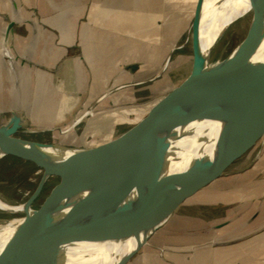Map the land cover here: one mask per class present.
<instances>
[{"label":"water","instance_id":"water-1","mask_svg":"<svg viewBox=\"0 0 264 264\" xmlns=\"http://www.w3.org/2000/svg\"><path fill=\"white\" fill-rule=\"evenodd\" d=\"M204 2L197 0L191 23L189 75L135 127L96 146H71L21 137L17 112L0 123V159L39 166L44 175L37 191L50 175L65 180L47 206L32 208L36 193L17 206L0 205L24 213L18 226L0 219V234L12 235L0 264H73L109 244V264H127L186 198L264 141V35L247 50L239 45L228 59L209 62L200 40ZM249 5L264 12V0ZM64 207L60 221L32 230ZM25 236L39 243L26 246L19 238ZM131 238L127 252L117 255Z\"/></svg>","mask_w":264,"mask_h":264},{"label":"crops","instance_id":"crops-1","mask_svg":"<svg viewBox=\"0 0 264 264\" xmlns=\"http://www.w3.org/2000/svg\"><path fill=\"white\" fill-rule=\"evenodd\" d=\"M182 1L188 8L189 0ZM174 5L0 0V123L17 112L23 133L38 134L156 92L187 25L183 14L174 18ZM171 82L161 86L167 93ZM160 99L149 100L137 122ZM94 125L85 135L103 142L119 136ZM85 135L70 145L103 143H84ZM127 264H264V141L247 163L186 198Z\"/></svg>","mask_w":264,"mask_h":264},{"label":"rangeland","instance_id":"rangeland-1","mask_svg":"<svg viewBox=\"0 0 264 264\" xmlns=\"http://www.w3.org/2000/svg\"><path fill=\"white\" fill-rule=\"evenodd\" d=\"M195 1L196 0H189V7L187 8L186 1L175 0L174 18L176 19L180 17L181 19L183 14L187 25H184L178 36V40L173 43L174 50L172 57L170 58L169 63L164 65L163 69L167 72L165 71L166 73L161 74L157 79L158 89L156 92L147 94L148 96L144 94L138 97L136 96L135 101L125 103V105L120 108L106 107L104 110L107 111L103 114L97 115V118L92 117L91 113H89L84 116L79 123L64 133H59L57 130L52 132L45 131L38 134H28L27 138L40 142H57L64 145H70L80 142L81 137L85 135L89 125H105L108 127L110 135L115 137L139 124L140 122L137 121L145 115V112L148 109L145 105L148 101L151 99H160L167 94V91H169V88L165 89V87H161L163 82L168 81V83H170L172 81L169 85L170 88L171 86H175L176 88L190 73L193 58L192 30L190 24L194 14L193 7L195 6ZM243 18H240L235 26L230 27L225 34L217 39L213 48L215 54L212 55V57L210 56L211 62L228 59L235 52L240 43L246 39L247 21H243L244 24L242 26L238 23ZM174 29L176 31L179 30L180 27ZM158 70L160 69L158 68ZM69 125L70 124L60 129L65 130ZM85 136H87V138L84 143L89 145H95L105 141V139L103 140L95 135L92 137L88 133ZM260 144V141L256 143L242 158L230 166L228 174L226 175H230L232 171L247 163ZM43 175L44 171L32 162H23L19 158L13 156L3 157L0 159V198L10 205H18L26 202L36 193L31 203L32 208L37 209L47 206L65 188V180L60 175H50L45 179L41 188L37 191ZM228 177L229 176H226L224 178ZM22 216H24V213L21 211H7L0 208L1 220Z\"/></svg>","mask_w":264,"mask_h":264},{"label":"bare ground","instance_id":"bare-ground-1","mask_svg":"<svg viewBox=\"0 0 264 264\" xmlns=\"http://www.w3.org/2000/svg\"><path fill=\"white\" fill-rule=\"evenodd\" d=\"M240 18H243L238 22L240 26L244 24L243 21H247L246 41L240 43L243 49L247 50L264 35V12H261L257 5H254L250 8L249 0H205L204 12L200 27V40L202 49L206 51L208 50L209 62H211L210 56L212 57V55L215 54V52H213V48L217 39L225 34L230 27L235 26L236 22ZM0 205L3 207L10 206V204L1 198ZM15 209L17 211L23 212L21 207H16ZM65 214L66 208H60L53 215L46 217L42 224L34 225L32 230L37 233L39 230L47 228L60 221ZM23 220L24 218L22 217H15V219H9L7 222L2 224H4L5 227L18 226ZM11 236V233L0 234V253L2 252L4 245L10 240ZM19 238L25 243L26 246H33L39 243L38 240H35L38 239L37 237L25 236ZM133 242L134 239L132 238L125 241V243L118 248L116 252L117 255L127 252ZM112 249L113 248L110 244L103 245L98 247L95 251L87 252L84 257L73 264H109L112 259ZM20 253H24L23 250H21Z\"/></svg>","mask_w":264,"mask_h":264},{"label":"flooded vegetation","instance_id":"flooded-vegetation-1","mask_svg":"<svg viewBox=\"0 0 264 264\" xmlns=\"http://www.w3.org/2000/svg\"><path fill=\"white\" fill-rule=\"evenodd\" d=\"M3 53L5 54V56L6 55H8L7 53V51H6V49H4L3 50ZM85 115L83 114L82 116H79V117H77L76 118V120L73 122V123H71L69 126H68V128H66L65 130H61V129H56L59 133H64V132H66V131H68L71 127H73V126H75L77 123H79L82 119H83V117H84ZM81 118V119H80ZM79 119V120H78ZM49 131H54V130H49ZM19 135L21 136V137H23V138H26V139H28L27 138V135L28 134H25V133H23V130H22V132H20L19 133ZM21 160V159H20ZM21 161H23V162H25L24 160H21Z\"/></svg>","mask_w":264,"mask_h":264}]
</instances>
